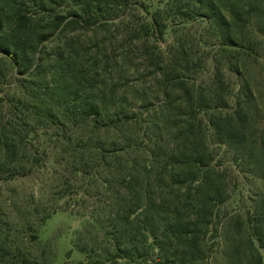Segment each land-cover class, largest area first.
<instances>
[{
	"label": "trees",
	"instance_id": "1",
	"mask_svg": "<svg viewBox=\"0 0 264 264\" xmlns=\"http://www.w3.org/2000/svg\"><path fill=\"white\" fill-rule=\"evenodd\" d=\"M218 1L171 0L164 10L151 14L137 0H0V85L7 68L33 79L31 93L19 98L27 120L22 122L16 105L8 110L0 105V179L33 171L36 161L23 164L20 154L27 148H16L15 140L29 123L50 130L66 122L106 121L105 105L88 96L90 74L79 63V54L71 51L68 32L103 30L119 20L126 24L138 11L150 21H142L136 31L164 42L167 10L187 20L200 16L217 32L220 60L213 62L214 74L205 85L187 76L195 64L182 42L161 56L162 77L170 85L154 113L160 119L159 115L176 111L171 121L174 131L167 132L169 121L156 126V115H149L144 130L153 133L154 148L129 144L115 152L108 188L114 201L109 219L114 225L109 247L98 256L100 264H141L155 253L173 264H215L217 254L226 256L228 263H238L233 257L238 253L247 255L249 264H264V93H256L245 71L263 59L264 0H232L225 10ZM131 25L127 21L126 29ZM63 38L61 52L46 50V43ZM224 71L238 77L237 96H227ZM172 88L182 92L181 102L170 100ZM115 109L118 125L133 124L131 117L122 116V108ZM141 109L140 116L150 112ZM164 134L172 140L163 141ZM215 145L233 149L238 173H248L261 183L248 198L250 205L241 207H246L245 214L236 219L226 206L236 194L238 179L216 162ZM134 155L140 158L133 159ZM77 156L81 162L76 177L97 182L99 170L87 172L84 154ZM108 160L99 152L94 167ZM229 225L239 245H231L227 254L223 241ZM7 234L0 228V264H26L9 257Z\"/></svg>",
	"mask_w": 264,
	"mask_h": 264
},
{
	"label": "rangeland",
	"instance_id": "2",
	"mask_svg": "<svg viewBox=\"0 0 264 264\" xmlns=\"http://www.w3.org/2000/svg\"><path fill=\"white\" fill-rule=\"evenodd\" d=\"M137 1L144 3L152 14L164 10L171 0ZM231 1L219 0L218 3L225 10L224 5ZM191 6L194 12L195 8ZM166 13L164 42L146 38L136 31L142 21H150V17L138 11L126 19V24L130 20L132 22L128 29L126 24H121L124 20H119L103 30H71L67 33L66 39L72 44L71 51L79 54V63L90 74L86 84L88 96L105 105L108 110L104 117L106 121L102 124L66 122L50 130H39L38 126L29 123L17 136L16 148H27V152L23 150L20 154L22 163L30 164L33 158L36 162L33 171L26 176L20 173L15 177L3 175L0 179V228L8 233L9 257L12 260L26 264H100L98 256L109 247V234L114 225L109 219L114 201L108 188L113 182L114 171L111 168L116 160L115 152L129 144L138 148H154L153 133L145 132L144 128L148 116L156 115L155 108L162 105L163 90L170 85L162 77L161 56L171 52L179 41L182 42L195 64L186 74L197 80L199 85L208 82L214 74L213 62L220 60L215 27L200 16L187 20L169 10ZM64 40L52 39L46 43V50L53 48L56 53L61 52ZM261 47L262 61L245 67L258 95L259 92L264 93V42ZM151 54L153 57L149 58ZM224 73L227 96H237L238 77L231 72ZM3 76L0 105L7 110L16 105L17 113L24 122L28 116L27 109L19 98L31 93L29 82L33 79L10 68L3 69ZM170 100L181 102L182 92L172 88ZM118 106L123 110L122 116L131 117L133 124L120 126L116 123L114 114ZM142 107L150 110L148 115L140 116ZM175 114L176 111L164 117L159 115L160 119L156 115V126L169 121L166 123L167 132H172L171 121ZM164 136L163 141L172 140L171 136ZM211 139L214 140L213 137ZM215 150L216 162L230 172L232 178L238 179L236 194L226 206L229 216L236 219L238 214H245L246 207L244 210L241 207L250 205L248 198L261 183L248 173H238L240 168L235 162L233 149L215 145ZM99 152H104L109 160L108 164L95 168L94 156ZM79 153L84 154L87 172L99 170L97 182L76 177L81 162L77 156ZM132 158L137 160L140 156ZM53 209L56 211L45 219ZM228 227L223 245L229 248L227 254H230V246L237 247L239 243L231 226ZM34 235L38 236V240H33ZM261 254L264 263V249ZM217 256L215 264H249L248 256L243 253L233 254L238 263H228L227 257L222 254ZM141 264L173 262L155 253L151 254L150 261Z\"/></svg>",
	"mask_w": 264,
	"mask_h": 264
}]
</instances>
